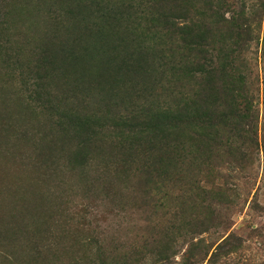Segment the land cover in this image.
<instances>
[{"label":"rangeland","instance_id":"obj_1","mask_svg":"<svg viewBox=\"0 0 264 264\" xmlns=\"http://www.w3.org/2000/svg\"><path fill=\"white\" fill-rule=\"evenodd\" d=\"M168 1L0 0V264H264V0ZM169 21L251 39L250 117L195 113L182 146L148 129L180 65L140 54L180 60Z\"/></svg>","mask_w":264,"mask_h":264},{"label":"trees","instance_id":"obj_2","mask_svg":"<svg viewBox=\"0 0 264 264\" xmlns=\"http://www.w3.org/2000/svg\"><path fill=\"white\" fill-rule=\"evenodd\" d=\"M174 1H168L170 5L167 6H169L171 11L174 9L173 7L180 6ZM105 9H108L107 13L109 11L112 12L115 17L117 10L113 5L103 8L104 14H102V17L106 15ZM99 10L101 9L99 8ZM82 13L79 12V15ZM172 15L174 18L177 17L176 14ZM182 15L185 14L183 13ZM97 17L99 18L100 15L98 14ZM184 17L186 19L189 18L188 15ZM164 28L166 31L181 35L182 45L179 47V50L182 49V51L178 54L180 60L172 59L175 52H171L170 47L166 49L157 48L156 50L144 48L140 54L143 62L149 63L151 61L152 63H158L163 61L162 65H164L166 64L164 61L167 60V62L171 63V68L174 67V64L180 65L179 72L176 74L178 78L175 80L173 86L177 89V94L173 98L177 107L174 112L157 113L151 117V119H154V122L148 127V129L150 128L149 132L153 134L151 139L157 138L159 142H165L166 144L174 142L181 146L185 145L188 141L186 127L184 126L186 119L194 116L195 113L210 118L221 107H223L222 109H226L228 113L250 117L249 112L252 111V107L243 105L240 98H238L240 97L239 91L241 90V86H237L235 82L239 81L241 83L243 74L240 67L235 63L237 51L235 50V46L240 45L238 44L239 41L242 42L243 40V44H246L251 39L248 37L243 39L241 36L244 34L243 31H233L235 33L228 37L222 35L215 37L211 33V26H207L200 21H191L182 25L173 21L169 24L167 23ZM154 38L157 40L156 37ZM214 43H219V47L211 51V46ZM164 44L165 41L162 40L157 43V47ZM167 50L169 52L162 54ZM149 52H153L152 56L148 55ZM145 53L147 58L145 57ZM160 65H155L151 71L147 70L146 77L155 76V72L157 74V67L159 68ZM150 68H152V65H149ZM158 74H162L161 76L163 77L165 69L158 71ZM225 82H229L230 87L226 86ZM188 92L192 93V96L187 95ZM158 119L160 120L158 121ZM169 124L172 125L171 128L167 127ZM138 125L142 126V122H138ZM135 144L137 142L130 143L129 146L133 148ZM82 151L79 154L83 158L85 156L86 159L89 148L84 146V150ZM168 250L169 248L166 244H161L157 248L159 255L165 254ZM136 254H138L137 251L131 256Z\"/></svg>","mask_w":264,"mask_h":264}]
</instances>
